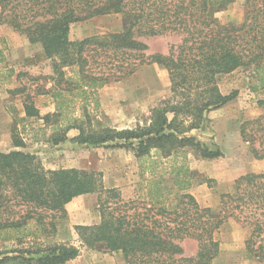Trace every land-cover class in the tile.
Wrapping results in <instances>:
<instances>
[{"label":"trees","instance_id":"obj_1","mask_svg":"<svg viewBox=\"0 0 264 264\" xmlns=\"http://www.w3.org/2000/svg\"><path fill=\"white\" fill-rule=\"evenodd\" d=\"M232 1L0 0V26L40 43L50 61L46 93L53 111L41 115L26 94L24 117L51 123L53 144L75 129L72 142L130 148L141 177L135 196L123 200L117 188L104 186L100 172L49 170L33 153L0 150V239L29 240L5 248L0 264H64L79 255L80 245L99 244L121 251L126 264H213L220 249L215 233L229 219L246 230L248 254L264 260V170L235 178L217 209L201 206L189 191L194 177L188 152L222 155L193 131L208 112L237 96L236 90L221 93L218 76L250 69L257 80L253 90L264 93V0H245L241 24H223L215 12ZM111 13L123 15L122 30L70 39L71 24ZM171 32L181 35L178 45L167 54L148 53L145 38ZM149 64L166 72L170 95L151 110L147 123L117 129L88 111L90 102L98 105L99 89ZM239 134L253 157L264 158V115L243 121ZM11 139L24 146L14 120ZM88 193L98 196L100 220L72 231L65 206ZM74 234L80 245L71 243ZM186 239L196 242L192 256L184 254Z\"/></svg>","mask_w":264,"mask_h":264},{"label":"rangeland","instance_id":"obj_2","mask_svg":"<svg viewBox=\"0 0 264 264\" xmlns=\"http://www.w3.org/2000/svg\"><path fill=\"white\" fill-rule=\"evenodd\" d=\"M244 1L233 0L218 9L215 16L223 24H241ZM123 25L121 13L96 15L71 24L69 37L78 40L94 34L116 32L122 30ZM7 28L4 34L8 32L9 36L0 37V150L33 153L44 168L49 170L74 167L100 172L105 187L117 188L123 200L133 198L141 177L130 148L72 142L69 139L78 133L75 129L68 131L65 140L53 144L51 123L44 124L42 119L24 117L22 100L26 94H30L41 115L53 111L52 99L46 93L50 87L46 79L50 75V61L45 57L40 43H31L24 35ZM180 39V34L171 32L145 38V41L149 45L148 53L167 54L171 46L180 43ZM256 83L250 69L238 68L219 75L218 87L221 93L229 94L236 90L237 96L220 108L208 112L201 128L193 131L197 140L214 144L222 151V155L216 158H203L192 151L188 152L187 161L194 177L189 191L201 206L217 209L220 195L232 189L235 178L264 170V158L253 157L249 145L242 141L239 134L243 121L264 115V104L260 103L264 100V93L253 90ZM169 86L164 70L155 64L144 65L132 76L99 89L94 96L98 105L90 102L87 109L117 129L133 128L136 124L148 122L151 110L170 95ZM13 120L15 132L24 143L23 147L13 145ZM207 179L212 181L207 183ZM97 197L96 193H88L66 204L67 222L72 231L77 224L91 225L99 222ZM246 235V230L239 224L231 219L226 220L215 233L220 249L213 264H264V260L248 254L244 245ZM28 242L9 243L0 239V258L5 248L27 245ZM71 243L80 245L76 234ZM181 245L186 256L196 253L195 241L186 239ZM64 264L126 262L121 251H109L99 244L94 248L80 245L79 255Z\"/></svg>","mask_w":264,"mask_h":264},{"label":"crops","instance_id":"obj_3","mask_svg":"<svg viewBox=\"0 0 264 264\" xmlns=\"http://www.w3.org/2000/svg\"><path fill=\"white\" fill-rule=\"evenodd\" d=\"M6 31H8V28L6 26H0V37L3 36V35H8L9 36V33L8 32L6 34H4ZM1 151H4V150H1Z\"/></svg>","mask_w":264,"mask_h":264}]
</instances>
